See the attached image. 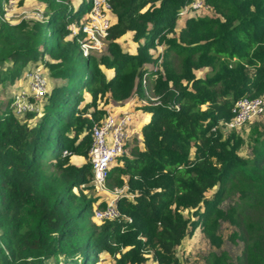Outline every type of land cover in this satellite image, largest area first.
<instances>
[{"label": "trees", "instance_id": "1", "mask_svg": "<svg viewBox=\"0 0 264 264\" xmlns=\"http://www.w3.org/2000/svg\"><path fill=\"white\" fill-rule=\"evenodd\" d=\"M37 1L49 9L45 21L0 19V65L9 62V81L45 55L41 66L55 80L34 121L31 113L12 114L8 100L0 108V264H97L100 253L112 264H179L182 239L199 228L218 245L223 219L243 249L235 263L223 252L212 263L264 264V130L253 126L249 158L238 153L240 135L211 130L230 118L237 98L264 95V0H204L209 12L183 17L168 40L189 0H109L108 42L96 56H82L68 28L85 18L89 0ZM159 41L166 47L154 56ZM207 67L210 73L196 74ZM143 79L156 104L138 106ZM131 96L133 108L148 115L142 149L132 146L107 172L108 190L125 186L116 196L120 216L91 223L103 200L83 193L91 189L89 130L109 102ZM73 126L75 140L67 135ZM64 149L69 154L61 156ZM74 154L87 161L69 162ZM229 192L237 202L220 209Z\"/></svg>", "mask_w": 264, "mask_h": 264}, {"label": "built area", "instance_id": "2", "mask_svg": "<svg viewBox=\"0 0 264 264\" xmlns=\"http://www.w3.org/2000/svg\"><path fill=\"white\" fill-rule=\"evenodd\" d=\"M89 3L85 18L79 24L68 25L70 35L76 36L82 56L94 55L105 48L108 42V29L112 21L109 0H89ZM209 10L204 0H189L188 4L180 8L178 16H198L208 13ZM23 18L44 21L42 6L36 4L32 9L27 10L19 7V0L2 2L1 20L16 23ZM23 75L22 78L26 85L21 90L20 98L18 97L20 92L11 98L12 103L23 98L28 103V107L21 113L30 111L38 115L41 111V99L49 91L47 76L41 65L25 69ZM263 113L264 95L241 96L233 102L230 118L218 120L211 130L213 132L235 131ZM132 121L133 115L126 110L114 113L105 109L99 120L94 122L89 130L90 144L87 150V160L90 165V185L93 192L103 200L102 206L94 207L92 210V221L95 223L117 219L120 216L116 196L121 190L116 187L107 190L105 179L108 169L114 164L116 158L126 152V145L133 130ZM68 154L69 152L65 149L61 151V156ZM151 264H156V262H151Z\"/></svg>", "mask_w": 264, "mask_h": 264}, {"label": "rangeland", "instance_id": "3", "mask_svg": "<svg viewBox=\"0 0 264 264\" xmlns=\"http://www.w3.org/2000/svg\"><path fill=\"white\" fill-rule=\"evenodd\" d=\"M23 1L24 0L21 1V3L19 4V7H23ZM75 1H76V3H78L79 1H84V0H74V1L69 0L68 6H73ZM36 2H37V0H30L24 8L27 10H30L35 6ZM155 3H158V1H156ZM42 6L44 7V8L43 7L42 8H43V17H44V21H45L47 19L48 14H49V9L47 7H45V5L43 3H42ZM183 22H184V18L180 19V17L178 16L172 31L165 35V39L168 40L171 38H177L179 30L183 26ZM119 43L124 45L125 44L124 38L121 37L119 39ZM132 44L133 43L131 41L128 42V46H132ZM165 47H166V43L163 41H159L158 44H155L154 56H155L156 52H160L161 50L163 52ZM95 56H96V54H95ZM40 57L41 56H38L37 57L38 59L36 58L37 59L36 62L29 63L28 64V65H30L29 67L33 68V67H36L37 65H41V64L44 65L45 59L50 60V58L47 55H45L43 58L41 57L42 59H40ZM83 59L84 58L81 55L80 56L78 55V61L79 62H83ZM8 66H9V62H5V64L0 65V108H1V106H4L5 100H8V102H9L8 107L10 108V111L12 112V114H14L15 116L23 117L27 113H31L32 114L31 116L33 119L32 121H34V119L37 115L33 114L30 111H24L21 113V111L23 109L28 107V103H26L23 98H21L19 101H14L15 103H12L11 98L15 94H18L20 92L18 97L19 98L21 97V93H22L21 90L25 87L26 83L24 82V80L22 78L24 76L23 73L19 77L12 78V79H10L11 81H9V79H8L9 78L8 77L9 76V67ZM100 67H101V69H103L105 74H107L108 71H106L103 68V66L100 65ZM151 68H153V66ZM45 69L47 70V68H44V72L46 71ZM209 71H210V68L207 67L204 69H200L199 71H197L196 74H198L199 77H203L204 74L206 72H209ZM46 73H47V71H46ZM46 76L48 79V84H49V82H50V84H52V82L55 81V80H51L47 74H46ZM50 84H49V86H50ZM142 84H144L143 92H142V95L139 97L138 106H146L149 104H156V99L152 96V94L148 90V87H147L148 85H147L145 79L142 80ZM81 98H83L84 100H89L90 93L87 92L86 90H83ZM128 99H130L131 102L134 100L132 96ZM95 103H96V109L100 108L101 101L97 99ZM106 108H107V106H106ZM85 115L86 116L89 115V110L86 111ZM29 123H31V122H29ZM253 126H255L256 130H258L260 132H262L264 130V113L262 115H259L256 118L252 119L251 121L245 123L238 130L234 131L235 133H237L238 135H240L244 139V143L238 148V153L242 157L249 158L251 156V151H250L251 142L249 140H250V136L253 135V133H252L253 132ZM227 132L228 131H226V130H221V133H222L221 138H225L228 134ZM67 135L72 140L77 139V137L79 138V133L75 132L74 126L67 128ZM136 142H137V140H133L131 137L128 140L126 147H130L131 145H133ZM191 150H192V148H191ZM125 151L129 152V149L125 150ZM73 158L74 157H72L71 159H73ZM85 161H87V160L85 159ZM85 161L83 160V162H85ZM69 162H71L70 157H69ZM45 171L51 172L52 169L51 168H45ZM107 190H108V188H107ZM215 190H216V188H214L213 190L207 191L205 193L206 196H209L212 192H215ZM83 193L86 196H90V197H94L96 195L93 192V190L91 191V189H85L83 191ZM122 194H124L123 191L120 192V195H122ZM237 199L238 198H237L236 192H229L221 198L220 203H219V208L225 210L227 207L234 205L237 202ZM95 205L96 204H94L93 206H95ZM183 215H184V217H189V218L192 217V215H190L189 213L187 214L185 211H183ZM90 220L92 223L93 222L92 219H90ZM235 230L236 229H235L234 225L232 223H230L228 220H226V219L219 220L218 224L216 226L215 234L219 236L220 242L218 245H215V244L208 241V239L204 236V234L201 232V230L199 228L195 229L190 235H187L184 239H182V241L180 242V246L176 249V255H178V263L179 264H213L212 263V256L213 255H219L221 252L225 253V258H226L227 262L235 263L236 260L240 257L242 249H243L242 240H240L238 238H236L235 240L231 239V234ZM105 254L106 253H100L98 255L99 261L97 264H112L111 260L106 261L107 256ZM56 260H57V258H50L44 264H57Z\"/></svg>", "mask_w": 264, "mask_h": 264}, {"label": "crops", "instance_id": "4", "mask_svg": "<svg viewBox=\"0 0 264 264\" xmlns=\"http://www.w3.org/2000/svg\"><path fill=\"white\" fill-rule=\"evenodd\" d=\"M30 0H25L24 3H23V8L26 6V4L29 2ZM74 1V0H73ZM37 5H40L42 6V4L37 1L36 2ZM35 4V5H36ZM76 4V1L75 3ZM73 4V5H74ZM43 7V6H42ZM44 8V7H43ZM183 18V17H180V19ZM133 102V101H132ZM130 101V99H127V100H124V101H121V102H110L108 105H107V108L106 110H111L112 112L114 113H117V112H121L123 110H126L128 112H130L132 115H133V121H132V127H133V130L131 132V137L133 140H137L136 143H134L133 145H131L130 147H126V150L129 149V152H130V149L132 146H138L139 149H142V142H141V135H140V127H141V124H143L142 122H144L145 120L148 119V115L146 114V112L144 113H139L138 110L136 111L134 108H133V103ZM128 103V104H127ZM127 105V106H126ZM126 107V108H125ZM130 137V138H131ZM129 152L126 151L124 155H129ZM72 157H74L73 159H71ZM70 160H71V163H75L76 165H80L83 163V160L85 161V159L79 155H72L70 156ZM73 161V162H72ZM116 164V162H115ZM118 188V187H116ZM120 189L121 191L124 192L125 190V186L123 187H120L118 188ZM120 191V192H121ZM119 192V193H120ZM107 195V194H106Z\"/></svg>", "mask_w": 264, "mask_h": 264}, {"label": "clouds", "instance_id": "5", "mask_svg": "<svg viewBox=\"0 0 264 264\" xmlns=\"http://www.w3.org/2000/svg\"><path fill=\"white\" fill-rule=\"evenodd\" d=\"M71 23H72V22H71ZM71 23H70V24H71ZM70 24H69V25H70ZM72 24H74V23H72ZM80 54H81V53H80ZM47 80H48V79H47ZM48 85H49V84H48ZM70 156H71V155H70Z\"/></svg>", "mask_w": 264, "mask_h": 264}]
</instances>
